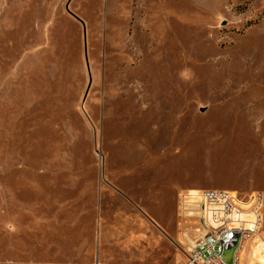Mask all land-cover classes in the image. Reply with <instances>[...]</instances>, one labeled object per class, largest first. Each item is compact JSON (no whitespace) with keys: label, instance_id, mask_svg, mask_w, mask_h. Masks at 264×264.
I'll list each match as a JSON object with an SVG mask.
<instances>
[{"label":"rangeland","instance_id":"rangeland-1","mask_svg":"<svg viewBox=\"0 0 264 264\" xmlns=\"http://www.w3.org/2000/svg\"><path fill=\"white\" fill-rule=\"evenodd\" d=\"M192 190L264 196V0H0V264H181Z\"/></svg>","mask_w":264,"mask_h":264},{"label":"built area","instance_id":"built-area-1","mask_svg":"<svg viewBox=\"0 0 264 264\" xmlns=\"http://www.w3.org/2000/svg\"><path fill=\"white\" fill-rule=\"evenodd\" d=\"M263 206L264 196L258 192L246 196L228 190L179 194L177 229L187 247L186 264H239L240 252L262 229ZM231 249L233 259L228 262L224 253Z\"/></svg>","mask_w":264,"mask_h":264},{"label":"crops","instance_id":"crops-1","mask_svg":"<svg viewBox=\"0 0 264 264\" xmlns=\"http://www.w3.org/2000/svg\"><path fill=\"white\" fill-rule=\"evenodd\" d=\"M176 219H177V213H176ZM177 233L179 235L178 229H177ZM254 240H256V238L248 241L247 244L244 246L243 250L240 252L239 264H241V262L242 264H264V236L259 237L255 242ZM96 261L100 262L101 264H117L113 258H109V257H104V258L98 257L91 262H86L81 264H91ZM186 261H187V257L185 261L181 264H186Z\"/></svg>","mask_w":264,"mask_h":264},{"label":"bare ground","instance_id":"bare-ground-1","mask_svg":"<svg viewBox=\"0 0 264 264\" xmlns=\"http://www.w3.org/2000/svg\"><path fill=\"white\" fill-rule=\"evenodd\" d=\"M199 193V191H197V190H192V194H194V195H197ZM260 237V235H258V238ZM258 238H256V240L258 239ZM256 240H254V242L256 241ZM253 242V243H254Z\"/></svg>","mask_w":264,"mask_h":264}]
</instances>
